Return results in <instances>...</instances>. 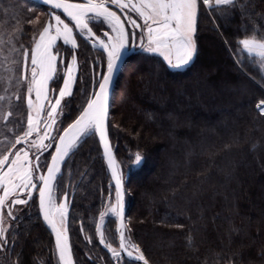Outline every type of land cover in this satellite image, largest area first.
Segmentation results:
<instances>
[{"label":"trees","instance_id":"obj_1","mask_svg":"<svg viewBox=\"0 0 264 264\" xmlns=\"http://www.w3.org/2000/svg\"><path fill=\"white\" fill-rule=\"evenodd\" d=\"M24 4L37 11L31 13ZM46 11L31 0H0V75L9 67L5 57L10 45L3 31L10 22L4 20H22L14 41L18 49L30 48L33 35L47 22ZM98 27L93 30L100 35ZM253 33H264V0H236L223 16L202 8L197 52L189 64L174 69L137 45L140 50L130 57L128 73L117 85L108 131L126 174V232L151 264H264V115L256 107L264 99V65L238 44ZM77 44L71 50L58 43L64 65L73 51L79 64L72 95L62 101L61 129L79 114L100 70L97 61L105 60L80 35ZM61 75L59 70L57 77ZM58 85L61 79L52 87ZM19 88L14 84L9 91ZM26 104L25 98L13 100L8 128L0 122V147L5 137L23 130ZM136 151L144 160L130 166ZM68 187L75 191L69 230L76 264H97L88 252L102 251L92 235L114 189L97 134L83 137L67 158L58 189ZM109 229L116 240L114 224ZM5 253L3 264H60L37 195L13 222Z\"/></svg>","mask_w":264,"mask_h":264},{"label":"snow or ice","instance_id":"obj_2","mask_svg":"<svg viewBox=\"0 0 264 264\" xmlns=\"http://www.w3.org/2000/svg\"><path fill=\"white\" fill-rule=\"evenodd\" d=\"M40 2L47 7L43 13L47 22L33 35L30 48L21 46L18 49L9 35L7 45L10 47L5 57L9 67L4 75H0V83L3 84V90L0 91V122L7 126L6 122L13 117V100H20L18 92L9 91L14 84L16 87L26 85L27 103L26 127L11 139L5 137L0 147V249L6 248L9 229L16 219L14 206L28 204L35 192L38 193L39 212L54 233L60 264H75L68 229V193L64 192L63 199L59 200L57 188L65 158L83 137L93 133L98 134L103 146V156L116 189L115 201H110L109 207L99 213L100 223L96 226L99 241L110 250L117 264H120L124 255L142 264H151L140 245L125 235L129 229L124 215V182L108 135L109 91L120 61L131 47L136 46V29H140L139 47L147 53L159 54L168 65L180 68L189 64L197 52L195 33L202 8L223 16L236 6V0ZM39 18L38 14L36 19ZM94 25L99 26L100 35L93 30ZM77 35L93 47L98 46L104 52L105 60L97 61L101 68L99 78L94 79L96 86L81 106L79 114L61 130L56 125L62 113V101L72 95L79 64L73 51L70 62L59 69L62 75L57 77L59 53L54 49L58 48V40L71 45V50L76 49ZM3 43L0 40V44ZM238 44L249 57L264 65V33L259 36L255 33L244 35ZM58 79L62 80V85L52 87ZM256 107L264 115V99ZM53 148L54 151L49 153L50 161L42 166L43 153ZM131 155L134 158L130 166L139 165L144 160L139 151ZM108 213L119 220L118 246L107 242L103 231Z\"/></svg>","mask_w":264,"mask_h":264},{"label":"rangeland","instance_id":"obj_3","mask_svg":"<svg viewBox=\"0 0 264 264\" xmlns=\"http://www.w3.org/2000/svg\"><path fill=\"white\" fill-rule=\"evenodd\" d=\"M24 6H25V8H27V9H32L31 10V13H33V11L35 12V11H37V9H35L34 7H31L30 5H25L24 4ZM39 13V12H38ZM39 15H41V14H39ZM14 19V20H13ZM19 18H12V19H10V20H7V21H5L4 20V22H10V26H9V28H5L4 27V31H3V33L5 34L6 33V37H4V39H8L9 38V35H11V37L13 38V40H17V37L19 36V34H20V31H18L17 29L22 25V20H20V21H17ZM40 19V18H39ZM17 22H16V21ZM12 26H15L14 28H16V29H11L12 28ZM140 30V29H139ZM139 30H137L138 32H139ZM60 41H58L57 42V44L59 43ZM62 44H63V41H62ZM139 44H140V41H139V36H138V47H139ZM64 46H66L65 44H63ZM68 46V45H67ZM54 51H58V53H59V55H58V72H59V69H61V66L62 65H64L65 64V61H64V64H61V60H62V55H61V53H60V50H59V46H58V48L57 49H54ZM70 59H71V57L69 58V61L68 62H70ZM102 62V61H101ZM30 63V62H29ZM100 66V65H99ZM186 65H184V66H182V67H180V68H175V67H172V68H174V69H181V68H183V67H185ZM129 68H130V65L126 68V70L122 73L123 75V77L124 76H126L127 75V73H128V70H129ZM101 71V68H100V70L98 71V73H97V75H93V82H92V87L93 86H96L95 85V83H94V79H98L99 78V72ZM58 72H57V75H58ZM78 74V73H77ZM120 81V80H119ZM122 82V80L120 81V82H118L119 84ZM92 87H91V90H92ZM16 91H18L17 89H15ZM18 92H21L20 94V96H21V99L23 98H25L26 99V85H24V86H21V88H19V91ZM90 94H91V92H90ZM120 94V92L118 91V95ZM117 95V96H118ZM119 97V96H118ZM20 99V100H21ZM23 103V102H22ZM21 107V106H20ZM26 108H27V104H26ZM15 110V109H14ZM26 118H27V116H26ZM58 121V120H57ZM24 127H26V119H25V124H24ZM23 127V128H24ZM57 129H61V126H60V124H58L57 126ZM7 128H8V126H7ZM62 130V129H61ZM19 134V133H18ZM54 135H55V132L53 133ZM13 135H15V133H13ZM13 135H11L10 137H9V139H11L12 137H13ZM17 135V134H16ZM3 146V144L1 145V147ZM76 149V148H75ZM74 149V150H75ZM73 150V151H74ZM50 151H51V149H49L48 151H46V152H44L43 153V156L41 157V165L43 166L44 164H45V162L46 161H50V158H49V160H48V154L50 153ZM53 151H54V148H53ZM72 151V152H73ZM114 151V150H113ZM71 152V153H72ZM70 153V154H71ZM69 157V156H68ZM106 161V160H105ZM66 163V162H65ZM65 163L63 164V166H62V171H63V168H64V165H65ZM119 165H120V163H119ZM137 166V165H136ZM109 169V168H108ZM120 169H121V172H122V178H123V182H124V179H125V173L123 172V169H122V167H121V165H120ZM46 170V169H45ZM62 171H61V174H60V176L62 175ZM109 173H110V176H111V171L109 170ZM60 176H59V178H60ZM111 181H112V183H113V185H114V189H113V192H110V194L108 195V197L106 198V201H105V204H104V209H103V211H105L108 207H109V202L111 201V202H114L115 201V191H116V189H115V181L112 179V176H111ZM248 188L249 189H252V186L251 185H249L248 186ZM125 189V188H124ZM64 192H67L68 193V202L70 203V200H71V198H72V195L75 193V191H73L72 189H70L69 187L67 188V190H60V189H58L57 188V197H58V199L59 200H62L63 199V193ZM126 194V193H125ZM37 195V201H38V193H33V197H32V199H30L29 200V202H28V204H26V205H15L14 207H15V212H14V215L16 216V219L18 220L20 217H21V210H22V208H27V207H29V206H31V205H33L34 204V201H35V196ZM74 197V196H73ZM72 203H73V201H72ZM71 212V211H70ZM69 216H70V214H68ZM15 219V220H16ZM118 222H119V220H118V218H116L113 214H111V213H108V214H106V216H105V221H104V224H103V231H104V233H105V236H106V240H107V242H109V243H112L114 246H118V243H119V233H118ZM100 223V220H99V216H98V218H97V222H96V226H97V224H99ZM125 223H126V221H125ZM110 224L112 225V224H114V230H115V232H116V240H113V238H112V234H110V230L111 229H109L110 228ZM9 232H10V229H9ZM8 232V233H9ZM95 233H96V235H92V236H95L97 239H98V241H99V238H98V235H97V228L95 227ZM125 235L126 236H128V234H127V232L125 233ZM88 236L90 237V238H92L91 237V235H89L88 234ZM87 236V241H88V243L89 244H91V240L89 239V237ZM100 242V241H99ZM34 244L36 245V246H39V244H40V242H39V240L38 239H35V241H34ZM5 251H6V248L5 249H0V264H3L4 263V256H5ZM56 255H57V259H58V262L60 263V261H59V257H58V253H57V251H56ZM88 255H90V261H92V259H91V256L93 257V259H96V261H97V264H117V261H116V259L111 255V253H108L105 249H103L102 248V251L101 250H99V249H96V248H92L91 249V251H89L88 252ZM128 260L125 258V256H123L122 257V259H121V261H120V264H126V262H127Z\"/></svg>","mask_w":264,"mask_h":264},{"label":"water","instance_id":"obj_4","mask_svg":"<svg viewBox=\"0 0 264 264\" xmlns=\"http://www.w3.org/2000/svg\"><path fill=\"white\" fill-rule=\"evenodd\" d=\"M31 1H33V0H31ZM35 2L36 3H39V4H41V2H40V0H35ZM42 5V4H41ZM127 27H131V25H127ZM90 43V42H89ZM95 49H97V50H99V51H101V52H103L98 46L97 47H94ZM140 49H137V41H136V46L135 47H131L130 48V51H128V52H126L125 53V56L123 57V59L120 61V65H119V68H118V70H117V73H116V76H115V79H114V81H113V83H112V86H111V88H110V91H109V98H108V108H109V113H108V120H109V115H110V111H111V106H112V103H113V97H114V94H115V92H116V88H117V85H118V82H119V80L121 79V76H122V73H123V71L125 70V68H126V66L128 65V62H129V60H130V57L135 53V52H137V51H139ZM104 53V52H103ZM62 61H63V64H64V61H65V57L63 56L62 57ZM95 86H93L92 87V89L94 88ZM92 91V90H91ZM108 135H109V131H108ZM97 136H98V134H97ZM99 138V137H98ZM109 140H110V138H109ZM111 143V142H110ZM101 144V143H100ZM112 146V145H111ZM101 147H102V151H103V146H102V144H101ZM113 149V148H112ZM114 152V151H113ZM67 158L68 157H66L65 158V161H64V163L66 162V160H67ZM106 160V159H105ZM63 163V164H64ZM106 163H107V160H106ZM63 166V165H62ZM108 166V165H107ZM110 170V169H109ZM111 171V170H110ZM73 196H74V194L72 195V198H71V200H70V203H69V214H70V211H71V207H72V201H73ZM39 208V207H38ZM126 212H127V202H126V194H125V196H124V215H125V218H126ZM39 214H40V217H41V219H42V222L44 223V225H45V227L47 228V230L51 233V235H52V237H53V239H54V242H55V236H54V233L51 231V228H50V226L43 220V216H42V214L39 212ZM69 223H70V219H69V215H68V229H69ZM118 225H119V222H118ZM118 233H119V231H118ZM69 236H70V241H71V235H70V230H69ZM72 244V243H71ZM102 245V247L104 248V249H106V251H108V252H110V250L108 249V248H106L105 247V245L104 244H101ZM72 252H73V248H72ZM125 256V258L127 259V260H130V261H133V262H136V263H138V264H142V262H140V261H138V260H133L132 258H129V257H127L126 255H124ZM73 258H74V260H75V257H74V253H73ZM75 264H76V261H75Z\"/></svg>","mask_w":264,"mask_h":264},{"label":"flooded vegetation","instance_id":"obj_5","mask_svg":"<svg viewBox=\"0 0 264 264\" xmlns=\"http://www.w3.org/2000/svg\"><path fill=\"white\" fill-rule=\"evenodd\" d=\"M137 30H139V29H136V32H137V37L139 36V34H140V30H139V32L137 31ZM137 45H138V39H137ZM104 249V248H103ZM106 250V249H105ZM108 252V251H107ZM108 253H111V252H108Z\"/></svg>","mask_w":264,"mask_h":264},{"label":"crops","instance_id":"obj_6","mask_svg":"<svg viewBox=\"0 0 264 264\" xmlns=\"http://www.w3.org/2000/svg\"><path fill=\"white\" fill-rule=\"evenodd\" d=\"M58 41H60V40H58ZM58 41H57V42H58ZM60 42H62V41H60ZM68 46L72 47L71 45H68ZM73 88H74V87H73Z\"/></svg>","mask_w":264,"mask_h":264}]
</instances>
